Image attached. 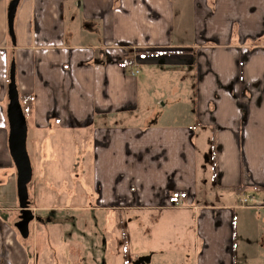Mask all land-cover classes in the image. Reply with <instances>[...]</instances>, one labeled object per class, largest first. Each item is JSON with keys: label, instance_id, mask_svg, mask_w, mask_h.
I'll use <instances>...</instances> for the list:
<instances>
[{"label": "crops", "instance_id": "crops-1", "mask_svg": "<svg viewBox=\"0 0 264 264\" xmlns=\"http://www.w3.org/2000/svg\"><path fill=\"white\" fill-rule=\"evenodd\" d=\"M190 7L185 43L174 40L181 35L174 0H0V184L15 168L6 116L13 60L18 93L33 95L25 118L36 153L54 124L90 127L99 203L177 208L165 214L179 237L164 264H264V0H191ZM126 56L132 62L124 70ZM136 63L190 70L194 120L211 131L214 181L233 191L236 203L227 196L223 205L194 204L192 127L93 125L95 113L137 108L139 71L128 74ZM4 209L0 264H27L19 231L9 226L19 204Z\"/></svg>", "mask_w": 264, "mask_h": 264}, {"label": "rangeland", "instance_id": "rangeland-1", "mask_svg": "<svg viewBox=\"0 0 264 264\" xmlns=\"http://www.w3.org/2000/svg\"><path fill=\"white\" fill-rule=\"evenodd\" d=\"M174 2L175 23L181 25V35L174 36V40L190 43L191 0ZM64 19L67 26L70 25L67 10ZM147 68L137 63L132 67V70L139 71L133 77L138 84L137 108L107 116L95 113L93 125L120 120L138 126L186 124L192 127L196 145L194 204L223 205L227 203V196L236 203V194L221 189L214 181L211 131H202L194 120L190 70L160 66ZM128 74L131 75V71ZM53 128L39 143L37 151L41 153L35 152L32 129L26 138L32 165V178L27 184L29 208L38 217L29 223L26 238L18 233L27 264H142L146 262L143 256L150 260L146 264L169 263L167 248L175 246L179 236L174 229L168 230L176 224L165 214L177 208L105 206L99 203L93 183L91 128L64 130L56 124ZM4 181L0 184L1 217L10 213L4 208L18 205L15 168ZM46 193L52 194L51 199L45 196ZM176 202L181 205V201ZM18 213L12 215L9 223L16 232ZM170 237L176 241H167ZM21 241L28 244L24 246ZM12 250L17 253L16 249Z\"/></svg>", "mask_w": 264, "mask_h": 264}, {"label": "water", "instance_id": "water-1", "mask_svg": "<svg viewBox=\"0 0 264 264\" xmlns=\"http://www.w3.org/2000/svg\"><path fill=\"white\" fill-rule=\"evenodd\" d=\"M7 97L8 147L16 169V190L20 219L15 223V227L22 237H27L29 222L34 218V214L29 208L30 200L27 188V184L32 178V165L26 148L27 121L20 103L13 60L9 67Z\"/></svg>", "mask_w": 264, "mask_h": 264}, {"label": "trees", "instance_id": "trees-1", "mask_svg": "<svg viewBox=\"0 0 264 264\" xmlns=\"http://www.w3.org/2000/svg\"><path fill=\"white\" fill-rule=\"evenodd\" d=\"M12 23H13V19H12V16L10 15L9 29H10L11 35H12V31H13ZM121 60H122L123 66H124V70H127L129 64H131V62H132V59L130 58V56H126V57L122 58ZM19 98H20V103H21L24 115L26 117L31 115L32 111H33V95L29 94V93L19 94ZM212 154H213V162H214L215 155H214V153H212ZM231 188L236 190V192L241 191V189L239 187H231Z\"/></svg>", "mask_w": 264, "mask_h": 264}, {"label": "flooded vegetation", "instance_id": "flooded-vegetation-1", "mask_svg": "<svg viewBox=\"0 0 264 264\" xmlns=\"http://www.w3.org/2000/svg\"><path fill=\"white\" fill-rule=\"evenodd\" d=\"M34 219H38V217L35 215L34 218H33V220H34ZM19 220H20V219H19V213H18V219H17V221H19ZM17 221H16V222H17ZM31 221H32V220H31ZM31 221H30V222H31ZM30 222H29V223H30Z\"/></svg>", "mask_w": 264, "mask_h": 264}, {"label": "built area", "instance_id": "built-area-1", "mask_svg": "<svg viewBox=\"0 0 264 264\" xmlns=\"http://www.w3.org/2000/svg\"><path fill=\"white\" fill-rule=\"evenodd\" d=\"M137 72V69L136 70H133V71H131V74H134V73H136ZM177 204V203H176Z\"/></svg>", "mask_w": 264, "mask_h": 264}]
</instances>
